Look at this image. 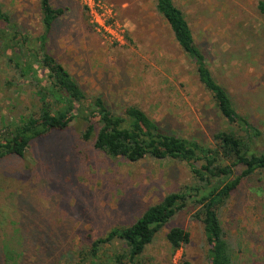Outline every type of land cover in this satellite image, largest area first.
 Segmentation results:
<instances>
[{"label": "rangeland", "instance_id": "374dc122", "mask_svg": "<svg viewBox=\"0 0 264 264\" xmlns=\"http://www.w3.org/2000/svg\"><path fill=\"white\" fill-rule=\"evenodd\" d=\"M264 0H174L217 81L264 133ZM66 9L51 33V53L89 95L115 110L138 105L166 129L213 144L226 128L152 0H51ZM21 33L43 32L40 0H0ZM5 28L1 25V29ZM10 33L9 31H6ZM0 40V132L39 108L35 86L9 62ZM27 47L35 49L29 43ZM85 124L32 144L25 158L0 160V264H59L112 227L136 221L151 205L194 178L185 163L110 158L84 141ZM257 152L264 153V141ZM195 208L179 212L140 264H206L208 246ZM237 264H264V172L245 181L221 209ZM173 227L191 235L174 252ZM115 244V247H118ZM114 249L106 251L109 255Z\"/></svg>", "mask_w": 264, "mask_h": 264}, {"label": "trees", "instance_id": "16d2710c", "mask_svg": "<svg viewBox=\"0 0 264 264\" xmlns=\"http://www.w3.org/2000/svg\"><path fill=\"white\" fill-rule=\"evenodd\" d=\"M152 1L182 52L194 63L199 83L210 94L216 115L226 124L214 133L213 144L166 129L138 105L115 110L103 96L89 95L50 51L51 33L65 15V8L54 7L51 0H40L43 32L31 39L19 31L0 5V40H5V50L11 51L9 62L23 80L35 86L40 103L38 110L0 132V160L25 158L34 142L64 134L80 120L85 124L81 138L92 141L94 148L106 156L133 163L146 158L169 159L185 163L194 178L193 184L167 194L131 224L112 227L85 247H77L74 261L59 264H140V257L162 229L190 205L195 208L193 218L203 224L208 246L206 264H237L221 209L245 181L264 172V153L257 152L264 133L240 112L229 91L217 81L174 0ZM258 8L264 13V1ZM29 43L35 45L34 50L27 47ZM167 241L176 252L190 243L191 235L181 227H173ZM112 248L109 255L106 251ZM3 257H7L5 252L0 253V260Z\"/></svg>", "mask_w": 264, "mask_h": 264}]
</instances>
